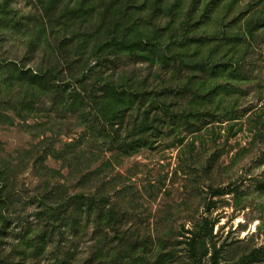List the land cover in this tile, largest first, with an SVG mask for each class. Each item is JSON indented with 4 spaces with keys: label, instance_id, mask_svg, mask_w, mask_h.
Returning <instances> with one entry per match:
<instances>
[{
    "label": "rangeland",
    "instance_id": "374dc122",
    "mask_svg": "<svg viewBox=\"0 0 264 264\" xmlns=\"http://www.w3.org/2000/svg\"><path fill=\"white\" fill-rule=\"evenodd\" d=\"M0 264H264V0H0Z\"/></svg>",
    "mask_w": 264,
    "mask_h": 264
},
{
    "label": "trees",
    "instance_id": "16d2710c",
    "mask_svg": "<svg viewBox=\"0 0 264 264\" xmlns=\"http://www.w3.org/2000/svg\"><path fill=\"white\" fill-rule=\"evenodd\" d=\"M123 43H125V41H123Z\"/></svg>",
    "mask_w": 264,
    "mask_h": 264
}]
</instances>
